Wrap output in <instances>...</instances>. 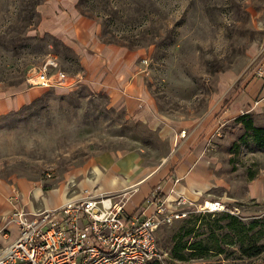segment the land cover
Segmentation results:
<instances>
[{
  "label": "rangeland",
  "instance_id": "1",
  "mask_svg": "<svg viewBox=\"0 0 264 264\" xmlns=\"http://www.w3.org/2000/svg\"><path fill=\"white\" fill-rule=\"evenodd\" d=\"M35 1L0 0V89L24 84L45 89L30 103L0 115V180L14 183L19 201L16 180L52 186L102 152L136 151L144 165L168 166L179 144L175 131L181 126H207L225 89L262 56L254 54L264 41V0H154L156 10L145 8L149 11L146 18L115 20L112 43L139 50L137 62L150 93L151 110L160 127L168 129L166 133L128 116L123 108L110 104L104 91L85 82L73 49L57 35L40 29L37 7L41 2ZM118 4L114 0L110 6ZM29 17L34 24L24 31L28 38L21 41L19 31ZM91 18L100 26L101 39L102 25L96 17ZM151 35L154 43L147 44ZM47 56L54 57L59 68L72 77L71 85L29 83ZM208 62L219 65V71H212ZM254 119L260 123L264 116ZM241 133V124L234 120L214 122L205 132V153L217 185L205 192L204 199L220 200L246 219L264 213V148L249 140L239 141ZM236 141L237 146L233 144ZM83 176L80 173L68 182L76 187L74 180ZM180 194L185 201L173 205L185 216L162 223L156 233V258L161 264H264V250L245 257L237 245L227 243H221L225 249L219 255L172 258L170 248L176 240L202 237L206 228H197L200 222L222 218L221 214L228 212L196 210L203 201H191L182 193L177 197ZM194 216L199 219L194 233L185 237L184 220ZM209 247L214 252L216 244L211 241Z\"/></svg>",
  "mask_w": 264,
  "mask_h": 264
},
{
  "label": "crops",
  "instance_id": "2",
  "mask_svg": "<svg viewBox=\"0 0 264 264\" xmlns=\"http://www.w3.org/2000/svg\"><path fill=\"white\" fill-rule=\"evenodd\" d=\"M37 9L41 17L40 29L60 37L79 57L81 77L85 82L104 91L110 104L123 108L128 116L152 127H160L151 110L150 93L137 62L140 55L138 49L102 41L99 24L78 12L76 0H42ZM260 54L262 56L258 57V61L255 59L249 69L234 78V86L231 84L225 89L207 126H181L175 131L179 144L168 166L144 165L136 151L102 152L90 157L79 170H73L66 180L46 188L37 182L16 180L21 198L17 203L30 212L51 209L63 204L68 196L78 197L81 192L77 189L86 187L95 193L127 190L129 197L124 207L128 213L142 209L151 213L154 206L147 199L155 186H160L162 194L169 198H176L178 193H182L191 201L207 200L204 199L205 192L217 184L205 153L208 136L205 132L214 122L221 124L233 120L242 112L264 116V80L252 76L256 63L264 62V41L254 55ZM44 90L40 86L25 84L0 89V115L30 103ZM160 128L169 132L163 126ZM182 130L184 135L180 134ZM80 173L84 176L74 180L76 187L71 186L68 180ZM13 185L0 180V250L17 235L16 225L8 220L15 205Z\"/></svg>",
  "mask_w": 264,
  "mask_h": 264
},
{
  "label": "built area",
  "instance_id": "3",
  "mask_svg": "<svg viewBox=\"0 0 264 264\" xmlns=\"http://www.w3.org/2000/svg\"><path fill=\"white\" fill-rule=\"evenodd\" d=\"M252 76L264 80V62L254 66ZM70 78L54 57L47 56L29 83L69 86ZM161 194L159 186L150 192L151 213L145 209L126 212L127 190L94 193L83 189L58 207L30 214L17 203L14 192L8 220L16 225L17 235L0 250V264H147L158 252L159 226L186 214L173 205L185 201L181 194L175 201ZM196 210L235 213L220 200H204Z\"/></svg>",
  "mask_w": 264,
  "mask_h": 264
},
{
  "label": "trees",
  "instance_id": "4",
  "mask_svg": "<svg viewBox=\"0 0 264 264\" xmlns=\"http://www.w3.org/2000/svg\"><path fill=\"white\" fill-rule=\"evenodd\" d=\"M113 1L114 0L77 1V7L80 13L86 16H94L101 23L102 30L100 37L102 41L107 43L114 42L113 37L115 35L114 29H116V26L113 28L112 25L115 20L120 21L125 16H128V19L137 21L139 17L146 18L149 11L152 12L156 10L154 0H149L147 4H145L146 1L142 0H116L120 4L114 8L110 6V3H113ZM40 2H42V0H36L35 4ZM131 3H133V8L130 7ZM145 8L149 9V11ZM128 9L131 10V12L128 13ZM30 17L28 20L26 19L27 21L22 26L23 29L19 31L21 41L28 38L24 31L34 24ZM142 30L148 32L147 29ZM139 32L141 33V30L135 34L134 38L138 36ZM149 37L151 38L147 40V44L154 43V41H152V35ZM136 41L139 40L136 39ZM208 66L212 71H219L220 69V66L214 62H208ZM233 120L242 126V133L240 134L239 141L244 142L249 140L257 147L264 148V120L260 123L256 122L252 112H242ZM239 141H236L233 144L237 146ZM46 187L47 185H44V188ZM160 197H164V195L161 194ZM221 217L222 218H216L213 220H205L198 224L197 228H206V232L202 237L191 241L189 238L184 239L182 237L176 240L170 248L171 257L176 260H185L188 257H199L206 253H215L219 255L223 253L225 249L221 246V243L237 245L239 254L245 257L255 256L264 250V213L259 217L245 219L238 214L224 212L221 214ZM197 220H199L198 217L190 219L186 218L184 220L186 228L184 232L185 237H189L194 233V227ZM217 229L220 230V233L216 232ZM211 241L216 244L214 252H210L211 248L209 247V242ZM147 264L161 263L157 258H154L148 261Z\"/></svg>",
  "mask_w": 264,
  "mask_h": 264
}]
</instances>
